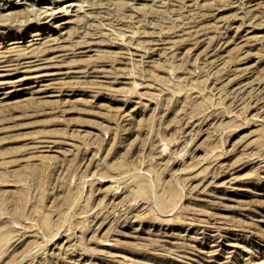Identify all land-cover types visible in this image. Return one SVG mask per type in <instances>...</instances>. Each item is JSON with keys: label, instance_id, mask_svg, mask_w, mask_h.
<instances>
[{"label": "rangeland", "instance_id": "374dc122", "mask_svg": "<svg viewBox=\"0 0 264 264\" xmlns=\"http://www.w3.org/2000/svg\"><path fill=\"white\" fill-rule=\"evenodd\" d=\"M51 1L0 0V264H264V0Z\"/></svg>", "mask_w": 264, "mask_h": 264}, {"label": "bare ground", "instance_id": "6f19581e", "mask_svg": "<svg viewBox=\"0 0 264 264\" xmlns=\"http://www.w3.org/2000/svg\"><path fill=\"white\" fill-rule=\"evenodd\" d=\"M17 1V0H16ZM60 1H62V0H58V1H51V2H53V4L55 5V4H57L58 2H60ZM19 3V2H18ZM23 3H24V1H23ZM79 3L80 2H77V4L76 3H74V2H72V3H69L68 2V4L66 3V4H64L65 5V9H62V8H64V6H58V8L57 9H60L61 11H59V12H61V14H63V16H61V15H59V16H57L56 15V11H54V10H56L55 9V7H48V9H45V10H43L42 12H40V13H45V18H47V21L48 22H50V23H47L46 21V23L47 24H49L50 26H52L54 29L55 28H57V29H59V28H61V27H63L65 24H67L68 23V21H67V19L65 20V17L64 16H66V14H68L69 15V12L70 11H74V12H80L81 10H83L82 9V6L83 5H79ZM84 3H85V1H84ZM22 4V3H21ZM81 4V3H80ZM86 4V3H85ZM1 5V4H0ZM32 5V7H33V4H31ZM35 5V4H34ZM85 6V5H84ZM7 7V6H6ZM3 8H5V7H3ZM71 8V9H70ZM33 9V8H32ZM35 9V8H34ZM42 9V8H41ZM40 9V10H41ZM70 9V10H69ZM39 9H38V11H40ZM12 11V10H11ZM8 12L9 11H7V15L6 16H9L8 15ZM11 13V12H10ZM36 13H39V12H36ZM40 13H39V16H40ZM65 13V14H64ZM82 13H83V11H82ZM85 13V12H84ZM11 14H13V12L11 13ZM1 15V14H0ZM38 15V14H37ZM44 15V14H43ZM67 15V17H69ZM70 15H72L73 16V14H71L70 13ZM75 15V14H74ZM77 15H78V13H77ZM87 15V14H86ZM85 15V17L86 18H88L87 16ZM2 16V15H1ZM81 16V15H80ZM41 17V16H40ZM39 17V18H40ZM75 17V16H74ZM77 18V17H76ZM80 18V17H79ZM92 18V17H91ZM84 19V18H83ZM35 20V19H34ZM69 20V19H68ZM71 20V19H70ZM81 20V19H80ZM35 22V21H34ZM72 22V21H71ZM70 23V22H69ZM48 25V26H49ZM63 29V28H62ZM46 32V31H45ZM38 33V32H37ZM35 36H37V34H32L30 37H32V38H34ZM49 37V38H48ZM47 37V35H46V38H48V39H45L44 37V39H42V41H44V42H50V41H52V40H54V38H52V39H50V36H48ZM39 38V37H38ZM34 40H35V38L32 40V39H30V41H29V43H28V48H30L29 50L26 48L27 46L24 44V46H26L25 48L28 50L27 52H31V51H33L32 49H31V47L35 44L36 45V43H31V42H34ZM38 40V39H37ZM15 42V41H14ZM17 42V41H16ZM38 42V41H37ZM43 43V42H42ZM41 43V44H42ZM45 43V44H46ZM11 44H14V43H11ZM38 44H40V42H38ZM41 44H40V46H41ZM45 44H43L44 46H45ZM21 46H22V44H21ZM1 47V46H0ZM47 47V46H46ZM2 48V47H1ZM5 48V47H4ZM18 48V47H17ZM17 48H15V49H17ZM21 48V47H20ZM19 48V49H20ZM43 48V47H42ZM14 49V46L13 47H11L10 49H7V50H13ZM26 49H24V50H26ZM39 49H41V47L39 48ZM4 50V49H3ZM21 50V49H20ZM36 50H38V48H36ZM47 50V49H46ZM5 52H7L6 50H5ZM13 52V51H12ZM11 52V53H12ZM23 52V51H22ZM22 52H20L19 54H21ZM25 53H26V51H25ZM28 53V54H29ZM33 53V52H32ZM37 53V52H36ZM2 54H4V52L2 53ZM13 54H15V53H13ZM13 54H12V58H13ZM31 54V53H30ZM5 55V54H4ZM7 55V54H6ZM5 55V56H6ZM16 55V54H15ZM2 56V55H1ZM7 56H9V55H7ZM17 56H18V54H17ZM23 56H25V55H23ZM33 56V55H32ZM41 56V55H40ZM4 57V56H3ZM11 57V56H10ZM26 57V56H25ZM35 57H37V56H35ZM34 57V58H35ZM11 58V59H12ZM16 58V57H15ZM14 58V59H15ZM28 58H29V55H28ZM33 57H32V59H34ZM38 58V57H37ZM43 58V57H42ZM10 59V58H9ZM10 59V60H11ZM18 59V58H17ZM26 59V58H25ZM41 59V58H40ZM45 59L46 58H44V61H45ZM3 60H4V58H3ZM36 60V59H35ZM42 60V59H41ZM30 61V60H29ZM32 61V60H31ZM19 62V61H18ZM24 63H25V61H23ZM39 62V61H38ZM40 62H43V61H40ZM47 62H48V60H47ZM12 63H14V62H12ZM9 64V63H8ZM7 64V62H5V61H2V59H1V61H0V95L1 94H4L3 93V90H4V88L6 87V86H15V82H16V80L14 81H11L10 79H11V76H12V73H10V70H8V69H6V67L8 66H10V64L8 65ZM18 64V63H17ZM22 64V63H21ZM36 64V63H35ZM45 64V63H44ZM15 65V64H14ZM24 65V64H23ZM22 65V66H23ZM26 65V64H25ZM30 65V64H29ZM31 65H33V64H31ZM42 65V64H41ZM28 66V65H27ZM17 67V66H16ZM38 67H40V65H38ZM43 67V66H42ZM41 67V68H42ZM15 68V67H14ZM33 69H34V67H32ZM47 68V67H46ZM10 69H12V68H10ZM25 69H27L26 68V66H25ZM13 70V69H12ZM12 70H11V72H12ZM35 70V69H34ZM42 70V69H41ZM16 70H14V72H15ZM23 71V70H22ZM27 71H28V69H27ZM13 72V73H14ZM26 72V71H25ZM35 72V71H34ZM37 72V71H36ZM28 73V72H27ZM38 73V72H37ZM52 75V73H48V74H46V75H43V76H46V77H50ZM42 75H39V76H37V77H34V78H39V77H41ZM42 76V77H43ZM29 78V77H28ZM23 79H24V77H23ZM18 80H19V78H18ZM22 80V79H21ZM20 80V81H21ZM25 80H27V79H25ZM48 80H50V79H48ZM53 82V81H52ZM52 82H50V83H52ZM49 83V82H48ZM53 83H58V82H53ZM24 84V83H23ZM52 86H54L53 84H48L47 85V87L49 88H51ZM56 86V85H55ZM44 87H45V85H44ZM63 87V86H62ZM25 88H28V87H25ZM53 89H54V87H52ZM60 88H61V86H60ZM59 88V89H60ZM40 90V89H39ZM37 91V90H36ZM35 91V92H36ZM57 91H58V89H57ZM64 91V90H63ZM11 92V91H10ZM40 92V91H39ZM54 92V91H53ZM7 93H9V92H6L5 94H7ZM37 93V92H36ZM60 93V92H59ZM3 97H5V95H3ZM82 261V260H81Z\"/></svg>", "mask_w": 264, "mask_h": 264}]
</instances>
